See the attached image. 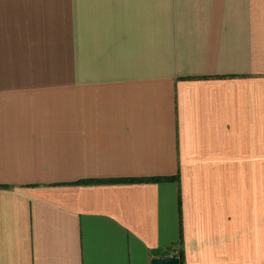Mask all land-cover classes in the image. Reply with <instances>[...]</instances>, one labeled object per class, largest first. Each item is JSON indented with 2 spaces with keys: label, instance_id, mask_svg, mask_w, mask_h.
Listing matches in <instances>:
<instances>
[{
  "label": "crops",
  "instance_id": "obj_1",
  "mask_svg": "<svg viewBox=\"0 0 264 264\" xmlns=\"http://www.w3.org/2000/svg\"><path fill=\"white\" fill-rule=\"evenodd\" d=\"M178 250L264 264V0H0V264Z\"/></svg>",
  "mask_w": 264,
  "mask_h": 264
},
{
  "label": "water",
  "instance_id": "obj_2",
  "mask_svg": "<svg viewBox=\"0 0 264 264\" xmlns=\"http://www.w3.org/2000/svg\"><path fill=\"white\" fill-rule=\"evenodd\" d=\"M151 264H180V260L177 257L156 258Z\"/></svg>",
  "mask_w": 264,
  "mask_h": 264
},
{
  "label": "trees",
  "instance_id": "obj_3",
  "mask_svg": "<svg viewBox=\"0 0 264 264\" xmlns=\"http://www.w3.org/2000/svg\"><path fill=\"white\" fill-rule=\"evenodd\" d=\"M158 181H162V180H158ZM176 257L180 260V264L183 263L184 260V254L182 251L178 250V254H176Z\"/></svg>",
  "mask_w": 264,
  "mask_h": 264
}]
</instances>
